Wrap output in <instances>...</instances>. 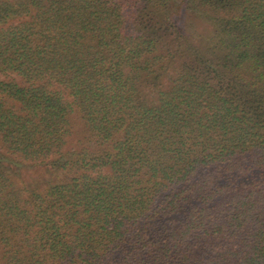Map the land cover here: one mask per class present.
I'll return each instance as SVG.
<instances>
[{"label": "trees", "instance_id": "trees-1", "mask_svg": "<svg viewBox=\"0 0 264 264\" xmlns=\"http://www.w3.org/2000/svg\"><path fill=\"white\" fill-rule=\"evenodd\" d=\"M0 264H264V0H0Z\"/></svg>", "mask_w": 264, "mask_h": 264}]
</instances>
